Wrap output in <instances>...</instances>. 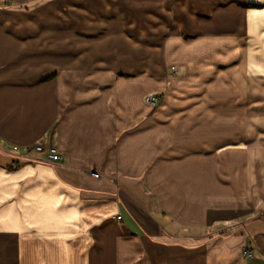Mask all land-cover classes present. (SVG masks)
Segmentation results:
<instances>
[{"label": "crops", "instance_id": "0c3cea01", "mask_svg": "<svg viewBox=\"0 0 264 264\" xmlns=\"http://www.w3.org/2000/svg\"><path fill=\"white\" fill-rule=\"evenodd\" d=\"M238 17L247 95L264 0H0V264H264V113L242 98L238 129L236 99L191 80ZM210 102L206 134L190 106Z\"/></svg>", "mask_w": 264, "mask_h": 264}, {"label": "rangeland", "instance_id": "374dc122", "mask_svg": "<svg viewBox=\"0 0 264 264\" xmlns=\"http://www.w3.org/2000/svg\"><path fill=\"white\" fill-rule=\"evenodd\" d=\"M242 21V19H241ZM264 28V26H263ZM245 30H247L246 26L244 24L239 23V17H238V24H237V35L236 38H232V41L237 42V40L239 42L238 46L236 47V53H231L229 54V50L230 49V45L232 43V41L230 39H226L224 41L221 42V48L219 50V52L214 53L211 56L205 57V58H201L199 59L200 63H197L198 68L196 69L195 73L193 74L194 78H192V81H197V83L199 85L202 86H210V88H206L205 91H207V95L211 98V99H216V97H221V99L223 97L227 98V97H231V98H235L236 102L239 103L240 101L243 102V100H241L242 98L248 97L253 101V104H251L250 106H248L249 108H251L253 115L254 114H261L264 113V72H257L255 77L258 78H251L253 80V86L258 85L255 84L254 81L259 82V86L261 87V90H259L258 88H254L251 89L247 95L244 93V88L245 84L247 83V77L248 74L243 72L244 69V65L245 62L242 60V56L241 53L243 55V57H245L247 50H246V43L242 46H240V44H243L245 42ZM264 31V30H263ZM248 42V41H246ZM114 43V44H113ZM133 42H128V40H124V41H109V46L110 48L115 46H118L120 48H124L125 51L127 52L128 49H131L130 45H132ZM136 43V42H135ZM141 45L147 43V42H139ZM216 43V42H215ZM264 44V42H263ZM209 45V46H208ZM216 44H208L206 42L205 44V48L209 49V52H213L214 50H216L218 47H216ZM141 48H143L141 46ZM242 50V52H240ZM143 52V51H142ZM110 60H121L124 59L129 60L128 57H124V58H120V57H110ZM117 59V60H116ZM149 61H153V63L156 62V64H160L163 65V71L166 75L170 76V75H177V69L175 65H167L165 66V58L164 57H149V56H141V64L143 63H148ZM197 61V60H196ZM183 64H185V62H183ZM210 71V72H209ZM214 73H213V72ZM220 74V77H219ZM254 74V73H253ZM181 75H182V71H181ZM186 76V73L184 72L183 77ZM254 76V75H253ZM212 86V87H211ZM259 87V88H260ZM160 98V102L158 105L156 106H152L154 109L161 104L162 102V97L164 96V94H160V95H156ZM150 97V96H149ZM147 98V97H146ZM145 98V99H146ZM144 99V101H145ZM146 103V102H145ZM147 104V103H146ZM232 106V105H231ZM203 107V109H202ZM190 106V109H194V116L198 117L195 118L193 117V120L189 121V124H200V126L202 128H205V133H208V130H211L212 128V112L215 110L217 111V109H219L220 111H222L224 109H227L228 106L225 105H221L219 106L220 108H218V106H213L211 104V102L205 106ZM226 107V108H223ZM245 104H237L236 106V119H237V125H238V129L241 128V121H243V113H244V109H245ZM258 114V115H259ZM197 119V120H196ZM223 123V122H221ZM264 128V127H263Z\"/></svg>", "mask_w": 264, "mask_h": 264}, {"label": "built area", "instance_id": "2783aa9c", "mask_svg": "<svg viewBox=\"0 0 264 264\" xmlns=\"http://www.w3.org/2000/svg\"><path fill=\"white\" fill-rule=\"evenodd\" d=\"M145 102L148 104V105H151V106H156L159 104L160 102V98L158 96H150V97H147L145 99ZM11 150L13 152H18L19 149L16 147V146H13L11 148ZM33 151L35 152H43L45 151L46 153V159L48 162L50 163H57L59 161L62 160V156L60 155V153L54 148V147H48L46 150L43 148V146L41 145H35L33 148H32ZM92 176L94 178H97L98 177V174L95 173V172H91ZM116 220L117 221H120L121 220V216H117L116 217ZM240 253H241V256L243 258H251L252 257V252H251V249H250V246L248 243H246L245 245H243L241 248H240Z\"/></svg>", "mask_w": 264, "mask_h": 264}, {"label": "trees", "instance_id": "16d2710c", "mask_svg": "<svg viewBox=\"0 0 264 264\" xmlns=\"http://www.w3.org/2000/svg\"><path fill=\"white\" fill-rule=\"evenodd\" d=\"M241 6L243 7H248V8H256L257 6L254 5H248V4H242Z\"/></svg>", "mask_w": 264, "mask_h": 264}, {"label": "bare ground", "instance_id": "6f19581e", "mask_svg": "<svg viewBox=\"0 0 264 264\" xmlns=\"http://www.w3.org/2000/svg\"><path fill=\"white\" fill-rule=\"evenodd\" d=\"M90 4V3H89ZM119 16V15H118ZM249 88V87H248Z\"/></svg>", "mask_w": 264, "mask_h": 264}]
</instances>
